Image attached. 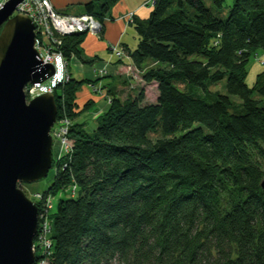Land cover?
<instances>
[{
	"label": "trees",
	"instance_id": "16d2710c",
	"mask_svg": "<svg viewBox=\"0 0 264 264\" xmlns=\"http://www.w3.org/2000/svg\"><path fill=\"white\" fill-rule=\"evenodd\" d=\"M119 1L89 0L80 15L103 23ZM209 1L144 2L149 16L129 18L139 45L122 48L157 99L110 93L93 131L72 123L70 153L54 155L38 201L42 212L52 200L51 248L38 247L34 264H264V71L246 82L264 51V0H234L226 19L214 12L226 0ZM85 36L62 38L68 64ZM223 80L226 94L212 91ZM84 83L69 77L55 90L58 117L75 116ZM69 187L78 197L51 214Z\"/></svg>",
	"mask_w": 264,
	"mask_h": 264
},
{
	"label": "water",
	"instance_id": "95a60500",
	"mask_svg": "<svg viewBox=\"0 0 264 264\" xmlns=\"http://www.w3.org/2000/svg\"><path fill=\"white\" fill-rule=\"evenodd\" d=\"M22 1L9 0L0 9V264L36 261L39 208L18 185L48 176L58 116L53 93L27 102L25 88L47 81L55 70L42 64L32 20L14 16Z\"/></svg>",
	"mask_w": 264,
	"mask_h": 264
},
{
	"label": "crops",
	"instance_id": "0c3cea01",
	"mask_svg": "<svg viewBox=\"0 0 264 264\" xmlns=\"http://www.w3.org/2000/svg\"><path fill=\"white\" fill-rule=\"evenodd\" d=\"M89 0H52L54 7L64 13L80 15L84 14V5ZM146 0H120L110 11L103 22V30L100 34H87L81 44L82 58H73L70 61L69 76L78 81L89 80L92 83H84L77 93V104L80 108H87L75 124L83 125V128L91 132L97 125L98 120L109 109L110 103L102 104L106 98L93 92V86L103 89L106 95L118 90L120 82L127 79L128 67L133 66L130 59L118 62L111 46L120 45L130 51H135L139 45V36L130 19H124L130 13H134L136 19L147 18L151 8L143 6ZM87 68L94 69V77L91 79H81L79 74H84ZM135 68V67H134ZM106 70L107 75L100 78L98 70ZM136 69V68H135ZM137 70V69H136ZM82 72V73H81ZM93 85V86H92ZM122 85V84H121Z\"/></svg>",
	"mask_w": 264,
	"mask_h": 264
},
{
	"label": "built area",
	"instance_id": "2783aa9c",
	"mask_svg": "<svg viewBox=\"0 0 264 264\" xmlns=\"http://www.w3.org/2000/svg\"><path fill=\"white\" fill-rule=\"evenodd\" d=\"M6 2H8V0H0V9ZM153 3L154 0L145 2L146 5H151ZM19 14L26 15L32 20L35 26L36 49L42 64L52 65L55 70L54 75L47 81L29 85L25 88L27 101H31L43 94L54 92L60 84H65L69 80L68 61L59 50L62 45V38L84 32L99 34L103 29V23L90 15L63 14L54 7L52 0H23L14 12V15ZM128 16L131 18L133 13ZM112 49L113 55L118 61H125L129 58L125 54L122 46L115 45ZM104 72L106 73L104 69L98 70L97 74L100 76ZM97 90L102 94L99 89ZM110 101L111 99L108 98V102ZM70 124L61 126L60 129H62V132L56 135L53 134L52 136L54 138L53 140L62 141L61 151H59L57 157L59 162L65 155L70 153L71 148L67 137ZM42 198L43 194L41 193L38 197V201H41ZM44 204L47 209L44 210L45 208L41 207L42 212H39L38 231L35 238V241L37 239L39 243L35 245L34 241V251L36 252V246H39L42 253L51 248V242L49 241L51 223L48 217V212L52 206L51 198H48ZM39 264H47V261L43 259Z\"/></svg>",
	"mask_w": 264,
	"mask_h": 264
},
{
	"label": "rangeland",
	"instance_id": "374dc122",
	"mask_svg": "<svg viewBox=\"0 0 264 264\" xmlns=\"http://www.w3.org/2000/svg\"><path fill=\"white\" fill-rule=\"evenodd\" d=\"M9 1V0H8ZM206 1V5L208 7H211V2L209 0H205ZM234 0H226L224 6L222 9H214L215 14L222 18V19H226L228 17V13H229V9L230 7L233 5ZM147 8V7H146ZM15 16V15H14ZM124 19H129V16L127 15L126 18ZM85 34H95L97 35L98 33H90V32H85ZM113 46H111V52L113 53ZM130 58H127L126 60H128ZM118 62H122V61H118ZM70 62L68 64V70H69V66ZM128 73H127V79L125 82H120L118 83L119 86H117L118 90L115 91L114 93H112V95H116L119 98H121L122 100L125 99L127 97V95H133V96H137L140 92V90L144 89L145 90V94H146V98L144 103H153L156 101L157 99V85L154 83L151 84H146L143 80H142V74L144 70H136L134 67L130 66L128 67ZM247 78H246V82L247 85L252 88L257 75L261 72L264 71V51L262 50H258L255 54L252 55V57L250 58L249 64L247 66ZM82 73V72H81ZM94 69L93 68H87L86 70H84V74H79V78L81 77V79H91L94 77ZM107 75V72L103 73L102 75H100V78H104ZM122 84V85H121ZM62 84H60L59 86H61ZM58 86V87H59ZM93 86V85H92ZM58 87L56 88V90L58 89ZM93 92L95 94L98 95H103L105 97V94L102 93L100 94L98 92L97 89L102 90V88L95 87L93 86ZM212 91H218L221 94H226V80H223L222 82H220L218 85L212 87ZM55 92V90H54ZM54 92H52L54 94ZM55 95V94H54ZM109 95V94H108ZM109 99L111 98L108 97ZM232 99L237 102L236 104H239L238 101L239 98L232 96ZM77 101V99H76ZM74 102L75 106L73 107L72 110V115L74 114L75 116L71 117L68 113L66 114H62L61 117L57 116V121L55 123V125L53 126L52 130H51V135L53 136L56 134H60L62 132V129H60L61 126L63 125H69L70 123V127L72 126V123L75 124V122L78 120V118L84 113L86 112L87 108L83 107L80 108L78 107L77 102ZM28 103L30 101H27ZM108 101H105L104 99L101 102L102 104H107ZM65 110V109H64ZM63 110V111H64ZM76 112V113H75ZM91 113V112H89ZM88 112H86L85 114H89ZM78 114V115H77ZM70 122V123H69ZM68 123V124H67ZM70 127H69V132H70ZM69 132L67 134V137L69 136ZM54 139V138H53ZM61 139V138H60ZM62 141H57L54 140V146H53V157L54 155L57 156L59 154V151H61V146H62ZM57 160H55V162L53 163V167L52 169L49 171L48 176L38 182L32 183V184H26V183H19L18 187L26 194V196L35 204V205H39L38 204V197L41 193H44L48 190V188L50 187V185L53 182L54 176H55V172L57 169ZM77 193L76 195H73L72 193V187H69L66 190H63L59 193L56 194V196L53 199V209L51 210V214L55 215L58 211V204L61 200H67V199H75L78 197ZM46 205L43 203V207L45 208L44 210L47 209V207H45ZM46 214V213H44ZM48 221V219H47ZM39 243V241H35V245H37ZM39 246H36V249ZM35 249V250H36Z\"/></svg>",
	"mask_w": 264,
	"mask_h": 264
},
{
	"label": "bare ground",
	"instance_id": "6f19581e",
	"mask_svg": "<svg viewBox=\"0 0 264 264\" xmlns=\"http://www.w3.org/2000/svg\"><path fill=\"white\" fill-rule=\"evenodd\" d=\"M100 34V33H99Z\"/></svg>",
	"mask_w": 264,
	"mask_h": 264
}]
</instances>
